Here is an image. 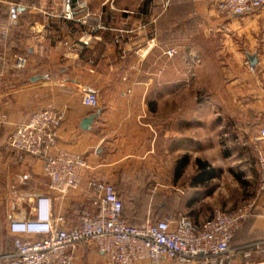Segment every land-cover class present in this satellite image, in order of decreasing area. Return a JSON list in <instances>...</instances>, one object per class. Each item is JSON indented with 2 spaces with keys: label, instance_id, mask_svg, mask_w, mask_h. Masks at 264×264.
<instances>
[{
  "label": "crops",
  "instance_id": "0c3cea01",
  "mask_svg": "<svg viewBox=\"0 0 264 264\" xmlns=\"http://www.w3.org/2000/svg\"><path fill=\"white\" fill-rule=\"evenodd\" d=\"M78 1L86 3L85 9L68 19L64 0H0V36L10 5L19 9L6 41L0 40V167L16 158L4 142L16 126L49 106L65 110L66 116L56 146L46 155L67 150L87 160L81 186L60 195L44 173L46 155H27L18 166L27 190L16 193L49 195L54 211L64 214L69 225L78 223L81 212L96 210L94 192L87 185L91 178L115 185L125 204L124 217L134 225L178 212L202 223L215 208H235L237 198L216 199L210 182L219 178L227 159L241 153L242 168L254 166L256 173L232 170L234 182L242 191L255 174L258 187L256 151L250 142L264 126V8L220 16L214 0H186L151 19L142 9L135 14L123 9L122 21L136 32L126 31L119 38L112 32L113 1ZM179 8L186 10L185 16ZM162 21L168 26L165 39L158 31ZM148 22L155 25L153 33L145 30ZM198 39L217 41V69L209 70L206 49ZM177 40L190 42L185 52L197 57L189 66L195 71L190 86L179 83L174 55L167 54ZM248 54L257 55L255 72L244 63ZM17 56L28 57L26 68L16 67ZM54 68L70 72L71 81L51 77ZM210 73H217L216 82ZM211 83L217 88L205 86ZM226 84L231 99L225 97ZM88 92L95 94L96 105L84 103ZM93 114L90 127L84 128L83 120ZM226 133L228 140H222ZM238 135L250 138L247 146L234 140ZM246 152H255V164L247 161ZM198 159L207 163L205 174ZM257 187L248 197L256 195ZM231 246L235 264H264V197ZM73 264L110 262L89 244L76 250Z\"/></svg>",
  "mask_w": 264,
  "mask_h": 264
},
{
  "label": "built area",
  "instance_id": "2783aa9c",
  "mask_svg": "<svg viewBox=\"0 0 264 264\" xmlns=\"http://www.w3.org/2000/svg\"><path fill=\"white\" fill-rule=\"evenodd\" d=\"M64 1V16L68 19H74L76 13L86 7L83 1ZM260 8H264V0H221L218 3L222 15H242ZM18 18V5L11 4L1 41H6L10 26ZM83 43L89 44V41ZM176 53V48L167 50L170 56ZM28 64L27 56L16 57L17 68H26ZM250 69L255 68L251 65ZM83 101L88 105L97 104L91 92L84 95ZM65 116V110L53 106L35 111L8 136L7 146L18 161H23L27 155L48 154L56 146ZM236 141L243 146L249 143L239 135ZM250 143L256 151L257 192L255 196L243 198L233 209L215 208L213 215L202 223L178 212L134 225L124 217L125 204L115 185L91 178L87 185L94 192L96 210L81 212L76 225H69L64 214L54 211L49 195L31 196L30 215L13 217L7 224L12 247L5 250L0 247V264H73L76 250L89 244L107 254L110 264H235L232 240L264 197V126ZM86 167L84 156L67 150L46 155L44 161L50 188L60 195L81 186Z\"/></svg>",
  "mask_w": 264,
  "mask_h": 264
},
{
  "label": "rangeland",
  "instance_id": "374dc122",
  "mask_svg": "<svg viewBox=\"0 0 264 264\" xmlns=\"http://www.w3.org/2000/svg\"><path fill=\"white\" fill-rule=\"evenodd\" d=\"M100 1V0H98ZM108 1H113L115 4L114 7V14H113V19H112V24H113V30L112 32L115 35H119L120 38V34H124L126 31H130V33L136 32V30L132 29L134 26H130L127 28V24H125L122 21V14H123V9L124 10H130L133 11L134 14L137 11H140V9H142L145 13H147L148 15L151 14L150 16H146L148 19H151L154 15H156V12H166L168 11V8L170 6H172L173 4L179 3L180 1H186V0H108ZM216 2L217 5V12L220 16H229V15H222L219 13L218 11V3L221 0H214ZM124 7V8H123ZM129 8V9H127ZM154 8V9H153ZM178 12L181 14V16H185L186 14V10L179 8ZM149 21V20H148ZM180 21V20H179ZM150 22V21H149ZM147 25V28L145 29L147 34H149L150 32L153 33L155 31V25L154 23H149ZM161 23H159L160 25ZM167 24L165 25L164 21H162V24L159 26V34L162 36L163 39H165L168 35L167 32ZM129 29V30H127ZM182 31L179 28L178 29V37L182 36ZM117 37V36H116ZM115 37V38H116ZM121 41H115V50L117 51V44H120ZM198 43L199 45L204 44V47L206 49V62L208 65V68L210 71L215 70V68L217 69L218 67V57L215 56L214 54V49H216V45H217V41L216 40H212L210 39V42H205L202 41L201 39H198ZM122 44V43H121ZM176 48H177V53L174 55V58L176 60V64L178 67V80L179 83L181 84H188L193 85L191 82H194L193 79H191L192 75L195 73L194 70H190L189 66L191 64H193L194 60L197 59L196 56L192 57L189 55L187 56V53L185 52L186 47H190V42H186V41H176L175 43ZM164 46V44H163ZM245 64H247L249 67L251 66L250 60L247 56V59L245 58L244 61ZM67 66V65H66ZM254 66V65H252ZM68 67V66H67ZM193 68V67H192ZM69 69V67H68ZM53 70L50 75L53 78H57V77H65L67 79V82H70V77L68 76L70 75V72H64L62 70H60L59 68H54L51 69ZM192 71V72H191ZM255 72V71H254ZM127 75L128 73L125 72ZM191 73H193L191 75ZM195 75V74H194ZM209 77H211V82L214 81L216 82L217 80V73H210ZM196 78V77H194ZM73 84V83H71ZM205 86H208L209 89L212 88V86L214 87V89L217 88V84H205ZM225 97L227 99H231L233 97V94L229 91L227 84L225 85ZM202 91H198L197 95L198 96H202L201 94ZM206 94H203V97ZM242 97H245V94L241 95ZM249 96V95H248ZM244 99V98H243ZM245 99L249 100V97H245ZM244 99V100H245ZM232 103L229 104V106H231ZM229 138V137H228ZM227 136H222L221 139L224 140H228ZM8 139V138H7ZM7 139L6 142L7 143ZM236 140V139H234ZM243 140H246L248 142H250V138H245ZM247 153V152H246ZM217 154L213 153L211 154V157H215ZM241 155V153L237 154L235 156V158H231V159H227L226 160V164L223 165L222 167V172L219 176L218 179L211 181L210 188H215L216 189V194L214 196H216L215 198H230V199H236V201L234 202V204L239 203L243 198H246L248 196H251L254 194L255 189L257 187V179H256V175L253 174L252 176H249L250 180V184L249 186H246L247 188H242V191L240 190V187H238L237 184H235L234 182V175L233 173L236 172H241V171H251V170H255L256 173V168L254 169V166L251 168H247L244 169L242 168V164L243 161H240L239 156ZM255 152L254 153H247V158H248V162L255 164ZM15 155H13L14 158ZM12 163H5L3 167H0V247L1 249L5 250L7 248H9L11 246L12 243V236L10 235V233L7 230V224L9 222V220L13 217H19V216H24L30 215V207L32 204V198L26 195H21V194H17V189L21 190L19 193L21 192H25L26 189V185H25V177H24V173L20 172V168H18V166L20 165V161H18L16 158L13 159V161H11ZM215 164H218V161H214ZM231 165V166H230ZM233 166V167H232ZM250 169V170H249ZM234 170V172L232 171ZM154 202V201H153ZM155 204V203H154ZM159 218H152L151 220H157Z\"/></svg>",
  "mask_w": 264,
  "mask_h": 264
},
{
  "label": "water",
  "instance_id": "95a60500",
  "mask_svg": "<svg viewBox=\"0 0 264 264\" xmlns=\"http://www.w3.org/2000/svg\"><path fill=\"white\" fill-rule=\"evenodd\" d=\"M248 58L250 60L251 65H256L257 64L258 59H257V55L256 54H253V55L248 54ZM36 78L37 77H35L34 79H36ZM95 116H96V114H93V115H90L87 118H85L83 120L82 126L84 128L90 127V125L93 122V119H94Z\"/></svg>",
  "mask_w": 264,
  "mask_h": 264
},
{
  "label": "trees",
  "instance_id": "16d2710c",
  "mask_svg": "<svg viewBox=\"0 0 264 264\" xmlns=\"http://www.w3.org/2000/svg\"><path fill=\"white\" fill-rule=\"evenodd\" d=\"M186 161H187V157L180 159L179 160V168H180V166H182L183 164H185ZM197 163H198L199 168L201 170H204V173L203 174H205V166H207V163L206 162H202L200 159L197 160ZM180 171L181 170L179 169V173H180ZM209 174H210L209 177H212L214 173H209Z\"/></svg>",
  "mask_w": 264,
  "mask_h": 264
}]
</instances>
